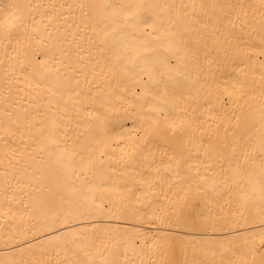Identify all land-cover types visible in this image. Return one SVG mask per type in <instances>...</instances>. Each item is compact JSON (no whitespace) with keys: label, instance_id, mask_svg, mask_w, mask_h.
Instances as JSON below:
<instances>
[{"label":"bare ground","instance_id":"obj_1","mask_svg":"<svg viewBox=\"0 0 264 264\" xmlns=\"http://www.w3.org/2000/svg\"><path fill=\"white\" fill-rule=\"evenodd\" d=\"M0 264H264V0H0Z\"/></svg>","mask_w":264,"mask_h":264},{"label":"snow or ice","instance_id":"obj_2","mask_svg":"<svg viewBox=\"0 0 264 264\" xmlns=\"http://www.w3.org/2000/svg\"><path fill=\"white\" fill-rule=\"evenodd\" d=\"M6 27L7 28H11V27H13V25L11 23H9V24L6 25Z\"/></svg>","mask_w":264,"mask_h":264}]
</instances>
